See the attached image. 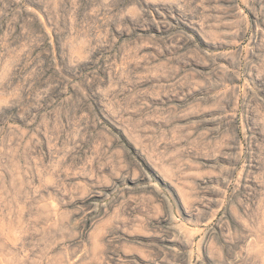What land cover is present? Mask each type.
Returning <instances> with one entry per match:
<instances>
[{"label":"rangeland","instance_id":"obj_1","mask_svg":"<svg viewBox=\"0 0 264 264\" xmlns=\"http://www.w3.org/2000/svg\"><path fill=\"white\" fill-rule=\"evenodd\" d=\"M0 264H264V0H0Z\"/></svg>","mask_w":264,"mask_h":264}]
</instances>
